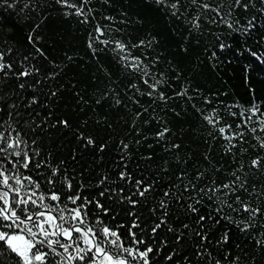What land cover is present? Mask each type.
I'll list each match as a JSON object with an SVG mask.
<instances>
[{
  "label": "snow or ice",
  "instance_id": "1",
  "mask_svg": "<svg viewBox=\"0 0 264 264\" xmlns=\"http://www.w3.org/2000/svg\"><path fill=\"white\" fill-rule=\"evenodd\" d=\"M101 2L110 5L112 0ZM155 2L171 15L187 19L194 31L202 29V17L218 25L222 31L213 35L216 48L232 49L229 40H234L238 48L233 51L247 52L264 64V55L254 47L258 36L264 45V26L257 24L259 15L254 11L260 3L259 13L264 14V0ZM15 3L16 0H0V4L9 8L15 7ZM55 3L66 16L74 15L83 23L95 20L97 9L93 0H55ZM30 5L33 9L39 8L37 0H28L24 7ZM190 6L197 11L189 18L186 13ZM104 19L116 20L113 16ZM111 31L120 29H115L114 23L109 26L95 23V35L90 34L88 38L92 55L110 50L122 69L137 76L144 87L138 82L128 85L134 104L140 105L139 98L144 96L152 103L167 104L170 97L164 86L168 78L164 72L154 71L160 57L146 61L145 56L133 54V49L151 48L155 38L128 43L110 38ZM27 39L33 47L26 54L19 53L7 40L0 41V264H255L254 255L230 251V229L215 233L221 221L247 233L264 218V208L252 199L264 197V186L258 191L256 185H249L243 163L231 172L228 182L218 183L209 178L207 184H201L206 171L198 170L191 178L186 171H181L175 181L162 185V176L158 179L142 172L136 175L129 169L130 143L139 145L141 139L137 138L131 142L121 139L119 160L112 162L111 169L105 167L107 143H98L92 135L74 128L68 118L57 115L52 108L60 98V88L49 85L60 75L61 66L51 60L49 68L33 63L48 57L36 43L38 37L30 34ZM113 91L109 88L101 97ZM175 95L192 102L210 129L209 135L214 132L223 138L226 152L233 153L238 145L246 142L248 134L264 149V137L257 135L258 130L264 132V108L256 105L236 111L233 105L221 109L201 108L187 88L176 91ZM114 102L122 103L118 96ZM200 102L212 104L208 97ZM147 112L148 108L141 107L133 113L132 126L138 135L141 128L136 121ZM149 115L160 123L154 142L167 141L171 130L154 112ZM227 117L236 122L235 127ZM69 134L76 146L65 158L49 145L52 137ZM180 147L170 143L166 150ZM86 152L98 153L96 159L100 164L89 169L87 178L81 169L77 179L76 169L69 170V161L77 163ZM144 159L151 161L152 154ZM248 169L264 170V156L251 158ZM159 171H169L167 161ZM240 192L248 193V198H242ZM241 213H247V219H237ZM259 226L264 227V222ZM256 245L264 249V239H257Z\"/></svg>",
  "mask_w": 264,
  "mask_h": 264
},
{
  "label": "trees",
  "instance_id": "2",
  "mask_svg": "<svg viewBox=\"0 0 264 264\" xmlns=\"http://www.w3.org/2000/svg\"><path fill=\"white\" fill-rule=\"evenodd\" d=\"M27 2L28 0H16L15 7L12 8L0 4V21H4L0 24V41L7 40L19 53L26 54L33 47L27 37L31 34L39 38L36 43L46 51L48 60L38 58L33 63L49 68L48 61L51 60L62 68L60 75L49 85L60 88V98L52 105L53 110L57 115L68 118L74 128L95 137L98 143H107L103 161L105 167L111 169L112 162L119 160L121 139L131 142L139 138V145L130 143L132 155L128 162L129 169L136 175L142 172L148 177L159 179L162 176V185L175 181L181 171H186L191 178L198 170L206 171L201 184H207L209 178L218 183L228 182L232 178L231 172L238 164L243 163L249 185H256L258 191L264 186V170L248 169L251 158L256 155L264 156V149L258 146L257 140L248 134L246 142L238 145L233 153L226 152L227 145L223 138L214 132L209 135L210 129L192 107V102L175 95L176 91L187 88L189 94L196 97L197 106L201 108L221 109L225 105H233L234 111L252 105L264 108V64L247 52L233 51L232 49L238 48L234 40H229L232 49L221 51L216 48L213 35L222 31L218 25H213L202 17V29L194 31L187 19L171 15L155 0H112L110 5L103 4L101 0H93L97 11L95 20L88 23L81 22L74 15H64L55 0H37V9H33L31 5L25 8ZM260 8L261 4L257 3L254 11L259 15L257 24L264 26V14L259 13ZM196 11L194 6H190L186 15L190 18ZM106 16L115 17V22L104 19ZM96 22L105 26L114 23V28L120 31H111L110 38H119L128 43L155 38L151 48H136L133 49V54L145 56L146 61L157 55L160 57L154 71L164 72L168 78V84L164 86L170 97L167 104L159 101L152 103L147 96L139 98L140 105L132 102L128 85L132 82L141 83V87L144 85L135 74L130 75L120 67L117 56L110 50L98 51L97 55H92L88 38L90 34L95 35L93 28ZM241 22H244L243 17ZM260 40L261 37L258 36V43L254 47L264 55V45ZM213 52L216 53L215 56L212 55ZM68 57L72 59L69 60ZM109 88L114 90L113 93L101 97V93ZM115 96L121 99L120 105L115 104ZM203 97H208L212 104H202L200 101ZM97 99L100 100L99 104L96 103ZM141 107L148 108V112L136 121L137 127L141 128L138 135L132 126L133 113L141 110ZM153 112L171 130L167 141L154 142V133L160 129V123L149 115ZM227 119L235 127L236 122L231 117ZM143 120H149L150 123L143 124ZM257 135L264 137V132L258 130ZM213 136L216 138L213 139ZM170 143H177L181 147L168 151L166 146ZM150 144L152 147H149ZM49 146L67 158L76 145L69 134L52 137ZM149 153L152 154V160L146 161L144 157ZM98 155L86 152L83 158H78L77 163L69 161V170L75 168L79 179V173L83 169L87 178L89 169L100 164L96 159ZM165 161L169 171L162 173L159 169ZM215 168H219V171ZM112 174L115 176L114 171ZM93 178L95 179V173ZM238 194L244 199L248 198V193ZM252 199L264 208V197L257 199L253 196ZM235 207H239V204ZM147 215L145 208V216ZM236 218L247 219V213H241ZM262 222L264 218L258 221L256 228L244 233L235 225L221 221L216 226L215 233L218 235L230 229V251L233 254L254 255L255 264H264V249L256 245L257 239H264L261 235L264 227L259 226Z\"/></svg>",
  "mask_w": 264,
  "mask_h": 264
}]
</instances>
